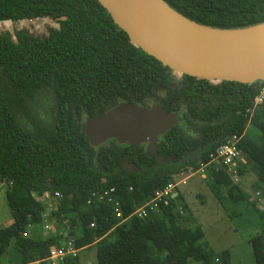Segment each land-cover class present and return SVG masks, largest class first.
<instances>
[{
    "label": "trees",
    "instance_id": "obj_1",
    "mask_svg": "<svg viewBox=\"0 0 264 264\" xmlns=\"http://www.w3.org/2000/svg\"><path fill=\"white\" fill-rule=\"evenodd\" d=\"M160 1L210 30L264 25V0ZM45 17L59 25L45 37L27 30L15 38L0 33V182L13 217L10 227L0 229V258L15 242L29 264H47L51 250L64 246L61 233L68 232L78 248L96 247L97 264H231L230 251L214 252L199 226H184L193 219L182 196L164 198L168 205L160 203L145 219L117 226L114 207L93 195L114 189L127 218L181 174L209 165L231 136H244L239 149L264 187V102L253 117L248 114L264 80L243 84L179 76L134 44L100 0H0V23ZM123 103L159 105L181 122L155 144L110 140L91 146L82 130L86 119ZM249 124L258 130L254 137L246 135ZM127 164L135 170L128 171ZM209 186L222 203L223 188L231 204L246 201L225 167L212 170ZM45 194H60L52 215L69 218L57 230L60 235L48 239L39 235L48 207L35 197ZM29 224L38 233L24 238ZM251 246L255 264H264V230Z\"/></svg>",
    "mask_w": 264,
    "mask_h": 264
},
{
    "label": "water",
    "instance_id": "obj_2",
    "mask_svg": "<svg viewBox=\"0 0 264 264\" xmlns=\"http://www.w3.org/2000/svg\"><path fill=\"white\" fill-rule=\"evenodd\" d=\"M100 2L113 20L130 35L134 44L164 65L176 70L179 76L188 75L197 79L243 84L264 80V40L249 49L226 53L213 47L202 46L195 39L188 41L183 35H177L170 23L162 22L157 9L162 8L175 18L199 29L212 32L230 31L210 30L191 24L176 15L160 0ZM180 122L178 114L166 113L159 105L147 108L123 103L102 117L87 118L82 130L93 147L102 146L110 140H115L121 145L140 146L157 143L160 136Z\"/></svg>",
    "mask_w": 264,
    "mask_h": 264
},
{
    "label": "rangeland",
    "instance_id": "obj_3",
    "mask_svg": "<svg viewBox=\"0 0 264 264\" xmlns=\"http://www.w3.org/2000/svg\"><path fill=\"white\" fill-rule=\"evenodd\" d=\"M56 20L45 17L42 19L25 20L20 22H2L0 23V33L10 32L15 38V34L22 30H27L34 36L45 37L50 29H58ZM247 136L254 137L258 130L249 125L247 127ZM156 147H150V153L155 154ZM241 166V177L238 185L246 194V201L233 205L229 202L227 189H221L220 194L224 203H222L211 190L210 174L213 169H218L217 165L202 167L194 173H187L184 176H178L176 182L181 180L185 183H178L181 188H176L173 192L182 194L184 204L190 210L196 211L200 218L201 229L204 232L205 242L212 249L220 254L224 251H230L231 264H255L251 239L264 230V187L258 182L253 170V165ZM128 171L133 172L135 168L129 164L126 165ZM232 179V178H231ZM233 181V180H232ZM0 191V229L8 228L13 223V217L6 203L5 187ZM48 207L49 226L53 229H60L62 225H68V219L65 221L62 217L53 216L58 210L59 201L54 198L40 199ZM175 198V197H174ZM63 223V224H62ZM190 225V224H189ZM185 224V227H190ZM42 232V228L39 229ZM19 250V249H18ZM96 247L89 248L80 254L79 264H97ZM19 252L10 247L6 256L0 258V264H20L23 257ZM201 264V263H193Z\"/></svg>",
    "mask_w": 264,
    "mask_h": 264
},
{
    "label": "built area",
    "instance_id": "obj_4",
    "mask_svg": "<svg viewBox=\"0 0 264 264\" xmlns=\"http://www.w3.org/2000/svg\"><path fill=\"white\" fill-rule=\"evenodd\" d=\"M264 102V87L260 93V95L255 99L254 106L251 110L248 111V114L253 117L255 114L256 109L258 106L262 105ZM250 125V124H249ZM244 137V136H243ZM243 137L238 136H231L228 137L224 143L216 150L215 153H213L210 156V163L207 166L211 165H217L218 167H225L232 178L233 182L238 183L239 179L241 177V169L242 165H244V159H245V153L239 149V144L241 143ZM188 173L192 174L193 171H189ZM186 173L181 174L180 176H184ZM181 183H185L184 181H180ZM176 182L171 184L164 192H159L154 199H152L150 202L146 203L142 207L138 208L132 215L125 218L123 215L122 206L119 201H117L114 198L115 190L112 189L110 191H106L103 194H94L93 198H99L100 201L106 200L109 204H111L114 207V219L117 221V226L122 225L123 223H126L132 219H139L143 220L147 217L149 211H154L158 208L160 203H164V205H168V200H164V198H176V192H173L176 188H178V183ZM0 185L3 186L4 184L0 182ZM44 198H54L57 201L62 198L60 194H56L55 197H51L49 194H45L43 197H40V199ZM39 201V200H38ZM40 202H42L40 200ZM88 205H92V201H88ZM49 217L48 214L44 215L43 220V229L45 231H50L51 227L49 226ZM90 227L93 229L95 228L94 223L90 225ZM32 231H35V225L29 224L27 231L23 233L24 238H30ZM71 254H74V250H54L51 252V257L49 259H64L67 256H70ZM48 259V260H49Z\"/></svg>",
    "mask_w": 264,
    "mask_h": 264
},
{
    "label": "bare ground",
    "instance_id": "obj_5",
    "mask_svg": "<svg viewBox=\"0 0 264 264\" xmlns=\"http://www.w3.org/2000/svg\"><path fill=\"white\" fill-rule=\"evenodd\" d=\"M157 12L162 22L170 23L177 35H183L188 41L195 39L202 46L222 52L249 49L264 40V26L240 32H212L188 25L162 8Z\"/></svg>",
    "mask_w": 264,
    "mask_h": 264
},
{
    "label": "crops",
    "instance_id": "obj_6",
    "mask_svg": "<svg viewBox=\"0 0 264 264\" xmlns=\"http://www.w3.org/2000/svg\"><path fill=\"white\" fill-rule=\"evenodd\" d=\"M249 163L244 159V165L245 166H249L248 165ZM4 187H1V185H0V191L3 189ZM179 189L181 188V186L179 185V187H178ZM176 195L178 196V195H180V196H182V194L180 193V191H179V193L178 192H176ZM188 209H189V207H188ZM189 211H190V213H191V215H192V219H193V221H191V222H189V223H187V225H189L190 227H194V226H199L200 228H201V225H200V218H199V215L196 213V211H193V210H190L189 209ZM50 219V218H49ZM51 220V219H50ZM195 221V222H194ZM51 227V230L50 231H45L44 229H43V224L42 225H40V227H39V229H41L42 228V232H41V230H39V235H41V237L43 238V239H48L49 237H51V236H55V235H60L59 233H57L58 231H57V229H53L52 228V226H50ZM38 228L35 226V231L33 232V233H31V238L33 237V234H37L38 232ZM203 231V230H202ZM204 233V232H203ZM62 235H60V236H63V238H64V246H63V248H54V249H52L51 250V252L52 251H54V250H64V248H67L66 250H74V254H71L70 256H67V257H65L64 259H49L46 263L47 264H79V261H80V254H81V252H83V251H85V250H87V249H89V248H78L79 246H78V240L77 239H73V238H70L69 236H68V232H62L61 233ZM206 237V236H205ZM15 242H12V244H14ZM11 244V246H13ZM10 246V247H11ZM92 248V247H91ZM212 248V247H211ZM10 249V248H9ZM8 249V250H9ZM19 252H21L20 250H18ZM215 252V251H214ZM7 253H8V251H7ZM7 253L5 254V255H3L1 258H3V257H5L6 256V258H7ZM22 257H23V259L21 260L22 261V263H20V264H29L28 262V257H27V254L25 253V251L23 252L22 251V255H21ZM193 263H198V262H190L189 264H193ZM9 264H11V262L9 263ZM36 264H40L39 262H37Z\"/></svg>",
    "mask_w": 264,
    "mask_h": 264
}]
</instances>
